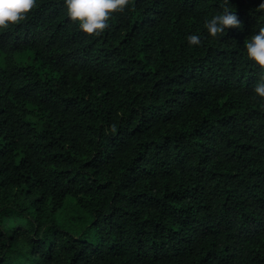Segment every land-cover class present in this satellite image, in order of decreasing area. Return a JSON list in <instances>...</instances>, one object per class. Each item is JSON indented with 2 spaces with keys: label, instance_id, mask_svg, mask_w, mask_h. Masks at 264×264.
Instances as JSON below:
<instances>
[{
  "label": "trees",
  "instance_id": "16d2710c",
  "mask_svg": "<svg viewBox=\"0 0 264 264\" xmlns=\"http://www.w3.org/2000/svg\"><path fill=\"white\" fill-rule=\"evenodd\" d=\"M0 264H264V0H0Z\"/></svg>",
  "mask_w": 264,
  "mask_h": 264
}]
</instances>
